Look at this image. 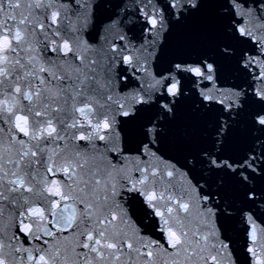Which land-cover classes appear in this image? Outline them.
<instances>
[{
  "label": "snow or ice",
  "instance_id": "obj_1",
  "mask_svg": "<svg viewBox=\"0 0 264 264\" xmlns=\"http://www.w3.org/2000/svg\"><path fill=\"white\" fill-rule=\"evenodd\" d=\"M0 264H264V0H0Z\"/></svg>",
  "mask_w": 264,
  "mask_h": 264
},
{
  "label": "water",
  "instance_id": "obj_2",
  "mask_svg": "<svg viewBox=\"0 0 264 264\" xmlns=\"http://www.w3.org/2000/svg\"><path fill=\"white\" fill-rule=\"evenodd\" d=\"M217 5L204 4L193 17L182 26H178L171 38V52L191 58L204 50L227 42L222 21L216 15ZM225 73L230 70L227 62H221ZM203 120L191 111L189 102H185L178 111L177 120L172 124L166 149L181 158L187 151L194 149L200 140ZM244 132L236 129L232 135V147H239L244 139ZM233 195L238 193L235 186L229 185Z\"/></svg>",
  "mask_w": 264,
  "mask_h": 264
}]
</instances>
